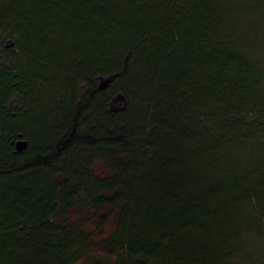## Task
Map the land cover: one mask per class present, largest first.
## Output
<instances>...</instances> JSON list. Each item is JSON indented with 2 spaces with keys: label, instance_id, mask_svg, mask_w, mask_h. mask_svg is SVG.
I'll use <instances>...</instances> for the list:
<instances>
[{
  "label": "trees",
  "instance_id": "trees-1",
  "mask_svg": "<svg viewBox=\"0 0 264 264\" xmlns=\"http://www.w3.org/2000/svg\"><path fill=\"white\" fill-rule=\"evenodd\" d=\"M78 263L264 264V0H0V264Z\"/></svg>",
  "mask_w": 264,
  "mask_h": 264
},
{
  "label": "rangeland",
  "instance_id": "rangeland-1",
  "mask_svg": "<svg viewBox=\"0 0 264 264\" xmlns=\"http://www.w3.org/2000/svg\"><path fill=\"white\" fill-rule=\"evenodd\" d=\"M62 13V12H59ZM66 32V31H65ZM64 31H59L57 34L58 36H54L55 34V30H51L50 35L52 37H56L57 39L59 38H66V36H68V33H65ZM90 33H94L91 32ZM56 39V41H57ZM52 44H57V42H50ZM108 43V42H106ZM58 44H61L60 42H58ZM62 44H65L62 43ZM73 44H76L75 42H73ZM58 76H56L55 78H57ZM59 79V77H58ZM61 79V77H60ZM60 83V80H58L57 84ZM54 87V85H53ZM55 88V87H54ZM56 91V89H55ZM51 92V99H46V94ZM54 92V90H51V87H46L43 88V92L44 94H39L38 98L34 101V108H36V112L34 113V118L35 119H41L42 121L40 122H35L33 120V122H35V128L36 129H46L48 126V120L51 121L54 116L56 114H53L54 112L51 111L52 108H55L57 106V102L53 101L52 98H55L56 100V96L53 97L54 95H52ZM35 93V92H34ZM57 94V92H56ZM92 167L94 168L95 172L99 173V174H107L111 171H109L111 168H109L107 165H105L103 162L101 161H94L92 162ZM104 212H106L107 217H108V223L106 224V227L103 229V233L98 232L97 227L100 226L101 223V218H102V214H104ZM104 212L102 211H94V210H86V209H82V208H72L71 210H69L67 212V214H65L64 216L60 217L61 219H59L60 221H64L68 224L73 225L74 227L79 228L83 233H89L92 234V249L89 252L90 257H93L94 259H97L98 257H106V259L108 261H112L113 260V256H111L110 254H108V252L102 247H99V245H101L102 243L100 242L101 239L104 237V235L108 234L109 232H111L114 228V221H115V217H114V212L106 209L104 210ZM101 237V238H100ZM87 257V255H86ZM79 264V263H78Z\"/></svg>",
  "mask_w": 264,
  "mask_h": 264
},
{
  "label": "water",
  "instance_id": "water-1",
  "mask_svg": "<svg viewBox=\"0 0 264 264\" xmlns=\"http://www.w3.org/2000/svg\"><path fill=\"white\" fill-rule=\"evenodd\" d=\"M26 145V142L24 140H17L16 141V148L18 150H22Z\"/></svg>",
  "mask_w": 264,
  "mask_h": 264
}]
</instances>
